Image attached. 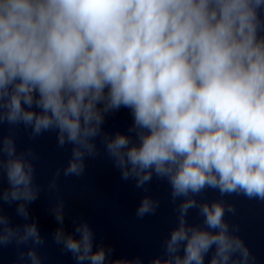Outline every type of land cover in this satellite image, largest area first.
<instances>
[{"label":"clouds","instance_id":"obj_1","mask_svg":"<svg viewBox=\"0 0 264 264\" xmlns=\"http://www.w3.org/2000/svg\"><path fill=\"white\" fill-rule=\"evenodd\" d=\"M127 110V130L109 116ZM6 127V131L3 129ZM54 134L69 153L41 182L32 146ZM106 160L145 193L135 216L161 206L175 221L158 254L116 256L84 217L66 227L62 179ZM209 190L218 198L208 200ZM264 204V0H0V251L45 264L31 206L46 198L51 243L75 264H258L228 197ZM7 209H13L10 214ZM195 211L197 220L190 222Z\"/></svg>","mask_w":264,"mask_h":264}]
</instances>
